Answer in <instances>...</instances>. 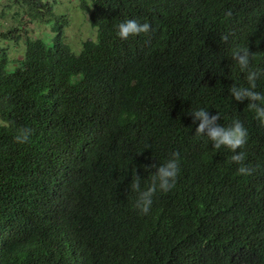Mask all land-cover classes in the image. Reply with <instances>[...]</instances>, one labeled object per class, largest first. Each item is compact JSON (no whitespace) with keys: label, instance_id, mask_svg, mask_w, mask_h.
I'll return each instance as SVG.
<instances>
[{"label":"trees","instance_id":"trees-1","mask_svg":"<svg viewBox=\"0 0 264 264\" xmlns=\"http://www.w3.org/2000/svg\"><path fill=\"white\" fill-rule=\"evenodd\" d=\"M78 2L97 32L78 51L48 0H14L21 25L0 34H25L22 58L0 47V264H264V126L228 94L246 84L231 47L264 68V0ZM21 15L50 30L31 37ZM129 18L150 31L120 40ZM199 108L243 122L249 175L194 136ZM172 152L175 187L138 214L131 176L147 187Z\"/></svg>","mask_w":264,"mask_h":264},{"label":"clouds","instance_id":"clouds-1","mask_svg":"<svg viewBox=\"0 0 264 264\" xmlns=\"http://www.w3.org/2000/svg\"><path fill=\"white\" fill-rule=\"evenodd\" d=\"M115 28V36L120 40H127L130 36L149 32L151 25L148 22L140 23L136 19L129 18L116 24ZM220 39L228 42L229 35L224 34ZM251 56L248 47L238 44L231 47V61L243 74L246 84L231 85L228 88V94L235 102L247 101V108L254 111L255 119L260 126H264V93L256 90L257 81L264 78V68H252L250 66ZM190 115L193 123L196 124L194 136L206 137L212 150L223 148L230 152V161L238 165L236 169L238 174L249 175L251 173V169L243 163L245 158L243 148L248 139V130L240 119L234 118L229 125L225 126L217 123L220 119L219 113L210 115L205 108L196 109ZM31 132L29 128L19 129L14 136L15 142L26 143ZM149 166L145 168V171ZM179 172L180 154L172 152L169 158L156 167L154 173L147 176V187H141L142 179L136 173L134 177L131 176L129 188L130 191L136 193L134 210L140 215H147L153 205L154 195L157 192L167 193L172 190L176 185Z\"/></svg>","mask_w":264,"mask_h":264},{"label":"rangeland","instance_id":"rangeland-1","mask_svg":"<svg viewBox=\"0 0 264 264\" xmlns=\"http://www.w3.org/2000/svg\"><path fill=\"white\" fill-rule=\"evenodd\" d=\"M54 5L55 13L59 16H64L66 21V42L75 50L78 51L81 45L88 40H95L97 32L92 28L89 22V14L79 9L78 0H48ZM14 0H0V34L11 27H17L21 24H17L13 18V12L16 10ZM5 11L8 13L6 18H2L1 15ZM23 19L22 27L30 33L33 38L42 37L45 32L50 29L45 26L38 25L32 21H29L27 17L23 18V15L18 19ZM0 47L7 48L9 56L12 60L20 59L25 52V34L23 38L15 42H4L0 38Z\"/></svg>","mask_w":264,"mask_h":264},{"label":"bare ground","instance_id":"bare-ground-1","mask_svg":"<svg viewBox=\"0 0 264 264\" xmlns=\"http://www.w3.org/2000/svg\"><path fill=\"white\" fill-rule=\"evenodd\" d=\"M4 64V63H3ZM3 89V88H2ZM150 223V222H149Z\"/></svg>","mask_w":264,"mask_h":264}]
</instances>
